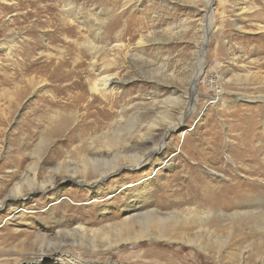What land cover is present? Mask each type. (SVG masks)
I'll use <instances>...</instances> for the list:
<instances>
[{
    "label": "rangeland",
    "instance_id": "374dc122",
    "mask_svg": "<svg viewBox=\"0 0 264 264\" xmlns=\"http://www.w3.org/2000/svg\"><path fill=\"white\" fill-rule=\"evenodd\" d=\"M206 2L0 0V188L18 184L24 190L33 175L38 182L52 176L55 184L49 194L23 199L19 208L0 209V241L8 250L0 252V264L30 263L42 238L45 249L61 245L85 264H264L263 225L252 218L217 222L213 216L201 231L188 224L182 235L191 244L145 239L103 250L102 234L115 237L111 225L129 210L231 213L238 206L225 203L239 188L248 190L244 205L260 203L264 210V0H211L208 32ZM205 35L197 102L184 115L197 43ZM89 43L101 50L95 71ZM100 74L115 76L120 90L105 97L91 93ZM176 96H182L184 116L162 138L164 114L177 123L180 107L167 111L165 101ZM54 116L66 123L58 135L49 121ZM112 121L145 135L153 126L146 136L153 143L162 138L163 153L138 170L107 176L92 191L63 182L66 167L80 168L79 154L95 155L98 137ZM127 137L136 146L133 153L150 143ZM143 180L146 195L136 188ZM59 219L61 229L82 225L84 238L53 232ZM82 240L96 249L78 246Z\"/></svg>",
    "mask_w": 264,
    "mask_h": 264
},
{
    "label": "bare ground",
    "instance_id": "6f19581e",
    "mask_svg": "<svg viewBox=\"0 0 264 264\" xmlns=\"http://www.w3.org/2000/svg\"><path fill=\"white\" fill-rule=\"evenodd\" d=\"M210 4H211V0H207L206 8H205V11H206L205 12V14H206L205 18L207 19L206 20L207 24L205 23V26H204L205 27L204 29H206L205 32H208V30L210 28L209 27L210 23L208 22L209 17L211 15V13H210L211 10L209 9ZM202 28H203V26H202ZM99 31L100 30L97 31V34ZM91 43H93V42H91ZM207 44H208V39L206 38V35H205V39L202 43H200V42L197 43L198 52L200 53V55L198 58V62L196 63V69H195L194 75H193V80H194L193 83L194 84L190 87L189 99L191 102L189 104V107L187 108V112L185 114L183 112L184 107H182V102H183L181 100L182 96H176L175 98H169V99L165 100L166 104L169 103L168 107L166 108L167 111L172 110V108L176 107V106H179L181 110L178 112L177 123H173L170 121V119L168 117L169 116L168 113L164 114V117L161 119V120H165V122H164L165 129H164V132L161 136L162 138L165 137L166 133L168 134L169 132L174 131V129H176L179 126V123H181V118L184 115L189 114L194 110L195 104L197 102L196 94H195L196 81L199 79L201 72H202V69L204 68L203 52H204L205 46ZM87 47L89 48V55L93 56V61L90 64V70L95 71L94 57L97 56L98 54H100L101 50H99L96 47V45L94 46V44L92 45L90 43L87 44ZM114 77L115 76H111V75H101V74H100V76L97 75V78L95 80H93V82L90 84L89 90L91 91V93H94V94L99 95L101 97H105V93H109L113 90L119 89L117 86V85H119V83H118V81L115 80ZM88 106L86 107V109H85L86 112L84 113V116L86 118H87V116H89L88 112H89L90 106L89 107ZM75 116H76V114H75ZM70 120H72V119L70 118ZM49 121H50L51 126L53 127L52 131L57 132V135L59 133H61L62 131H64V129L66 128V125H65L66 123L61 119V117L56 118L54 116ZM116 125H118V127H116ZM107 126L109 127L108 132L103 133L100 137H98L99 144H98L97 148L94 147L92 142L90 141L89 147L93 150L96 148V150H94L95 155L93 154L94 155V156L92 155L93 157H89L87 153L79 154V165H80V168H78L79 170L78 169L77 170H67L68 168L66 167V169H64L66 171V172H64L65 175H63L61 177V180L63 182H76V183L81 184V185L82 184L86 185L89 188V191L95 190V188H97L100 184H102L104 179L111 174L118 173L124 169L135 171V170H138L145 165H150L152 162V159H154L155 156H160L163 153V149L166 146V145H164L163 142H160V141H162V138L159 140L158 143H153L155 140L150 141V137L146 136V135L150 134V129L153 126H148L146 128L149 131L146 135L143 133L140 134L139 129L136 130L135 132H134V130L132 132L129 130L126 131L127 127H128L126 124L124 126H121L120 124H117L115 121L110 122ZM120 132H123V134L121 135ZM108 133H110L111 135L109 136ZM127 134L131 137L136 136V138L139 140V144L141 146L144 143H148V142H150V143L142 151L133 153L132 151L134 150V148L136 146L131 144V142H130L131 139L129 137H127ZM104 154H107L108 157L103 158ZM37 155H38V152H37ZM160 164H164V166H165L167 164V161L164 160L163 163H160ZM57 168H58V166H57ZM151 170L154 171L153 166H151ZM57 171L58 170H56V172ZM29 176H31V175H29ZM145 181H148V180H143V182L139 183L138 186L136 187V188H141L140 192H143L144 195H146L147 191L149 190L148 189V183ZM25 183H26V188L24 190H22L21 186L18 184L13 185V187L11 189H9L8 191H7L6 187L0 188V209L3 208L4 206H10V205H15L19 208L20 206L23 205V203H22L23 199H25L27 197L31 198V196L36 195L38 193L43 194V195L49 194V192L55 188L54 187L55 184L53 183V177L52 176H51V178L45 177L42 179L41 182L40 181L38 182L36 176L33 175L32 178H29V179L27 178ZM243 185H245V184H243ZM246 187H247V185H246ZM254 187H256V186H254ZM136 192H137V190H136ZM209 193L211 195L213 193V191L210 190ZM247 193H248V190H245L243 192L239 188V191H237L234 194L235 197L233 199H231L230 201L225 203L226 208H229V209L238 206L239 210L233 211L231 213H225L222 208H218V209H209L208 208L206 211H201L200 212L201 214H198L197 212H195V211L193 212L191 210V212L194 213V214L192 213V215L189 214V212L187 214H182V213H179L178 211H174V210L172 212H168V213H164V214L161 213L159 210H156V209H149L145 212H142L140 210H137V211L129 210L128 215L126 217H124L119 224H112L111 225L110 228L113 229V231L116 233L115 237L109 236L107 233L102 234V239L104 242L103 250H105L107 248H117L118 246H120L123 243H133V244L135 243V244H137L138 242L145 240V239L154 240V241H158V242L164 241L167 243L183 242L186 244H189V243L191 244L193 240L192 241H185V237H183V235H182L183 228H185L188 224H197L196 226L199 229V231H201L202 229L205 230L204 227L207 225L208 221H210L209 220L210 217H213V216L218 218L217 222H221L225 219H228V220L230 219L231 221H235V220H241V219L247 220L249 218H252V219L260 222L263 225V227H259V228L264 233V224H263L264 223V210H261L260 203L255 202L256 205H254V206L256 208L254 206H252V207H254V209L251 208V205H249V206L244 205V199L247 197ZM195 196H196V194H194V197ZM192 197L193 196H191V198ZM208 197L209 196H205L206 199H208ZM253 199H255V198H252V200ZM180 200L181 199L176 200L177 201L176 203L181 204ZM210 200H212V199H210ZM165 206L166 205H161V207H165ZM23 210L24 209L22 208L21 211H23ZM61 225H62V219H59V221H57L55 224V228H54L53 232H56L58 234H59V232H62L63 235L66 237L67 236L68 237H74V234L77 233V234H80L81 239H83L84 236L86 235V229L80 224H77L76 227L74 228V230H72V231H70L68 229L67 230L61 229ZM135 227H137V228H135ZM199 231L197 233H199ZM45 239L46 238H42L40 240V242L43 244L38 246L37 250L35 249L33 251V253H34V254H32L33 255V259H32L33 261H31L28 264H45V263H47V264H85L84 262H81V260L72 256L68 252H66V251L64 252L61 248V245H58L56 247L53 246V248L45 249L47 242H48ZM85 242H83V240H82L78 246H88L92 251H94L96 249V246L93 242H90V243L87 242L88 244H85ZM195 243L196 242H194V244ZM75 244H77V242ZM125 245H127V244H125ZM195 245L200 247L197 244H195ZM4 250H7V249L3 246V244L0 241V252H2Z\"/></svg>",
    "mask_w": 264,
    "mask_h": 264
}]
</instances>
